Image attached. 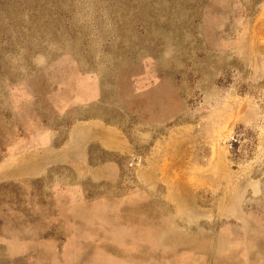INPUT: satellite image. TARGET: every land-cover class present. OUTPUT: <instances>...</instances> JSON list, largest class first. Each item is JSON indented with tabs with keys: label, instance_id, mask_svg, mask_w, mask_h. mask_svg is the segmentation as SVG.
Here are the masks:
<instances>
[{
	"label": "rangeland",
	"instance_id": "374dc122",
	"mask_svg": "<svg viewBox=\"0 0 264 264\" xmlns=\"http://www.w3.org/2000/svg\"><path fill=\"white\" fill-rule=\"evenodd\" d=\"M0 264H264V0H0Z\"/></svg>",
	"mask_w": 264,
	"mask_h": 264
}]
</instances>
